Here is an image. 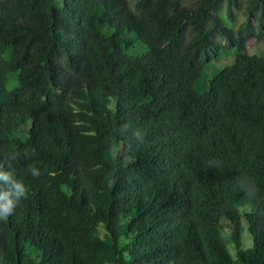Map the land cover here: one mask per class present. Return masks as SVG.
Instances as JSON below:
<instances>
[{"label":"trees","instance_id":"obj_1","mask_svg":"<svg viewBox=\"0 0 264 264\" xmlns=\"http://www.w3.org/2000/svg\"><path fill=\"white\" fill-rule=\"evenodd\" d=\"M238 8L0 0V170L28 187L0 264H264V0Z\"/></svg>","mask_w":264,"mask_h":264},{"label":"clouds","instance_id":"obj_2","mask_svg":"<svg viewBox=\"0 0 264 264\" xmlns=\"http://www.w3.org/2000/svg\"><path fill=\"white\" fill-rule=\"evenodd\" d=\"M123 127H129L125 124ZM121 131V127L119 132ZM132 136L138 141L143 142L144 133L140 129H135L132 132ZM19 155V153H17ZM28 155H31L28 152ZM209 167H215V164H210ZM2 169V165H0ZM30 174L33 177H38L40 171L37 168H30ZM237 183L243 187L241 178H237ZM28 196V187L24 183L23 179H18L15 174L11 171L0 170V221L7 222L8 218L15 212L17 205L22 199H26Z\"/></svg>","mask_w":264,"mask_h":264},{"label":"rangeland","instance_id":"obj_3","mask_svg":"<svg viewBox=\"0 0 264 264\" xmlns=\"http://www.w3.org/2000/svg\"><path fill=\"white\" fill-rule=\"evenodd\" d=\"M184 1L187 2L188 0H184ZM245 1L246 0H239V8L235 11V16H237L236 17V24H238L242 19L241 13H242L243 8L245 6ZM222 5H225V3H223ZM223 10H224V6L219 11L221 16H223ZM145 49H146L145 46L134 44L132 47H130L126 50V53L128 55H138V54L142 53ZM246 50L249 54H257V55H262L264 57V42L256 41L253 38H249L246 41ZM230 61H231L230 56H225L224 53H221V57L218 59V61L214 62L213 65H215L216 68L218 69V68H220L226 64H229ZM241 223L243 225V229L241 231L242 246L248 247L250 245V239H249V236L246 232L243 219H241ZM223 240L226 241L225 238ZM229 251H230V249H229ZM231 253H233L232 250H231ZM105 264H109V263H105Z\"/></svg>","mask_w":264,"mask_h":264}]
</instances>
